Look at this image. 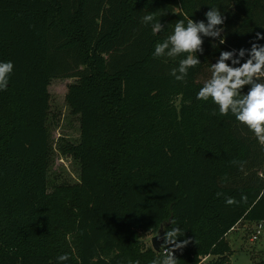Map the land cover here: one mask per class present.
<instances>
[{
	"label": "trees",
	"instance_id": "1",
	"mask_svg": "<svg viewBox=\"0 0 264 264\" xmlns=\"http://www.w3.org/2000/svg\"><path fill=\"white\" fill-rule=\"evenodd\" d=\"M210 8L225 42L202 37L200 64L177 81L183 57L153 58L154 45L180 19L206 23ZM149 13L164 25L156 35ZM258 33L264 0H0V62L14 64L0 91V264H61L65 253L63 264H151L165 249L145 236L170 219L189 241L178 264H228V234L264 222V146L196 94L222 51L264 45ZM70 77L81 137L63 151L80 178L52 186L49 85Z\"/></svg>",
	"mask_w": 264,
	"mask_h": 264
},
{
	"label": "clouds",
	"instance_id": "2",
	"mask_svg": "<svg viewBox=\"0 0 264 264\" xmlns=\"http://www.w3.org/2000/svg\"><path fill=\"white\" fill-rule=\"evenodd\" d=\"M205 17L206 23L188 17H185L186 24L185 19L176 21L172 33L154 45L153 58L183 57L179 60L178 67L170 73L177 81H185L189 69L200 64L197 53H203L202 37L220 38L221 44L225 42L221 37L223 29L220 27L225 18L220 10L210 8ZM142 23L152 25L153 35L164 29V25L156 19L154 13L143 16ZM256 38L264 39V35L258 33ZM246 53L248 58L241 63ZM229 61L231 63H228ZM13 70L12 61L0 62V91L6 90ZM246 86L248 91L245 93L243 90ZM196 99L204 102L211 100L222 116L231 113L236 121L246 126L264 146V45L252 43L250 50L240 49L238 53L236 50L222 51L217 61L211 64V76L197 92ZM215 114L213 112V115ZM241 201L246 202L247 196L242 195ZM225 203L231 206L239 202L234 197H227ZM184 235L179 227L165 229L161 246L165 252L162 258L153 259L151 264H178L174 253L189 243L187 239H180ZM57 259L63 264L69 260V256L65 253ZM135 264H139V261Z\"/></svg>",
	"mask_w": 264,
	"mask_h": 264
},
{
	"label": "rangeland",
	"instance_id": "3",
	"mask_svg": "<svg viewBox=\"0 0 264 264\" xmlns=\"http://www.w3.org/2000/svg\"><path fill=\"white\" fill-rule=\"evenodd\" d=\"M76 78H54L49 85L51 111L48 126L53 140L50 158L49 180L56 185L68 181L75 183L80 178L79 162L63 151L67 143H77L81 137L80 116L72 112L67 103L66 94L71 83ZM258 224L248 221L241 222L232 230L227 238L232 245L234 254L228 264H264V224L257 239H252ZM156 232H149L145 236L146 242L151 244ZM212 256L204 260L209 261Z\"/></svg>",
	"mask_w": 264,
	"mask_h": 264
},
{
	"label": "water",
	"instance_id": "4",
	"mask_svg": "<svg viewBox=\"0 0 264 264\" xmlns=\"http://www.w3.org/2000/svg\"><path fill=\"white\" fill-rule=\"evenodd\" d=\"M171 223V219L169 221H163L160 226L159 229L157 230L156 234L152 237L151 243L153 248L156 251H160L161 250V246L163 244V237L165 235V229H167V226H169Z\"/></svg>",
	"mask_w": 264,
	"mask_h": 264
},
{
	"label": "built area",
	"instance_id": "5",
	"mask_svg": "<svg viewBox=\"0 0 264 264\" xmlns=\"http://www.w3.org/2000/svg\"><path fill=\"white\" fill-rule=\"evenodd\" d=\"M263 224H264V222H261L258 224L256 231H255L256 233L254 234L252 239H257L258 236L261 234V229L263 228ZM163 252H165V250Z\"/></svg>",
	"mask_w": 264,
	"mask_h": 264
}]
</instances>
